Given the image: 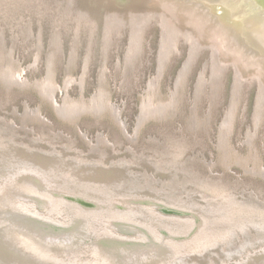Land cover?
Returning <instances> with one entry per match:
<instances>
[{"label":"bare ground","instance_id":"6f19581e","mask_svg":"<svg viewBox=\"0 0 264 264\" xmlns=\"http://www.w3.org/2000/svg\"><path fill=\"white\" fill-rule=\"evenodd\" d=\"M88 1L94 16L98 17L101 10L106 11L109 30L126 21L131 22L136 52H140L143 47L141 35L152 19L163 31L162 62L182 40L190 46L191 60L200 50L209 49L215 76L222 75L227 66L234 68L238 86L236 95L243 80H256L261 84L259 109L262 110L264 0H207L213 7H202L201 17L195 12L183 13L177 10V13L176 9L164 8L161 0ZM173 2L182 6L184 2L189 3V0ZM87 14L91 15L89 12ZM247 46L251 50L254 48L255 54H241L239 47L246 49ZM189 65L190 61L182 70L183 77H186ZM20 77L11 74L7 76L18 85H28ZM71 79L79 84L74 78ZM204 82L205 77H202L201 85ZM42 85V93L46 92L43 95L48 94L47 97L53 99L56 84L48 80ZM106 87H102L101 95L98 91L90 103L67 100L62 106L56 101L55 109L61 118L71 122H76L86 112L101 116L111 113L115 118L118 117L124 135L134 143L138 139L139 128L134 136L129 134L125 122L120 119L121 109L107 100L111 90ZM153 89L155 91L156 88ZM154 96L149 95L141 106L143 119H164L175 107L174 100L165 103ZM40 111V108L35 110L38 120L50 124ZM81 133L87 141L90 139L87 134ZM98 134L100 143L110 145L105 134ZM15 136L0 135V257L4 258L3 263L50 261L51 264L55 261L58 264H191L196 261L181 263L180 260L191 253H196L195 256L203 253L202 248H208L209 235L215 234L214 228L217 233L225 234L238 230L237 226H246L238 221L245 219L243 214L235 215L237 219L229 216L225 221L224 212L210 200L212 195L203 190L185 187L184 196L175 194L176 190L180 191L179 187L189 182L185 178L181 181L177 175L175 178L171 175L170 180L166 181L161 176L156 177L155 171L160 175L167 171L160 162L150 161L148 166L153 165L156 169L154 172H149L147 167H144L145 171L135 172L128 166L132 162L125 158L118 163L112 161L111 167L109 162L101 158L97 161L90 159L85 164L81 163L86 167L80 168L68 156L62 155L60 159L51 157L52 153L42 152L36 148L37 145H28L26 141H18ZM14 142L24 149L20 152ZM95 142L93 140L90 143L91 149L99 152L101 148L96 147ZM223 145L227 165H230L229 158L235 157L234 163L245 167L246 172L264 177L261 164L257 166L253 160L239 157L225 140ZM149 158L153 160L156 157ZM251 161L255 165L253 170ZM168 189L175 191L172 194ZM39 206H42L43 212ZM62 212L70 216L64 218ZM16 239L24 244L15 246ZM22 246H29L27 253L22 251ZM183 250H188V253L184 254ZM239 264H264V251L248 255Z\"/></svg>","mask_w":264,"mask_h":264},{"label":"rangeland","instance_id":"374dc122","mask_svg":"<svg viewBox=\"0 0 264 264\" xmlns=\"http://www.w3.org/2000/svg\"><path fill=\"white\" fill-rule=\"evenodd\" d=\"M91 11L92 6L88 0H75L74 4H67L66 0H0V80L2 81H0V135H16L14 138L18 141H26V143L28 142L27 144L31 146L37 145L36 148L40 149V151L52 153L51 157L60 159L62 155L65 157L68 156L69 159L77 163L80 168L86 167L82 164H85V162L90 159L92 161H97L101 158L105 162H109V166L111 167L113 166L114 160L118 163L125 158L132 162L128 163V166L135 172L145 171L143 170L144 167H147L149 172H154L156 169H154L153 165L151 167L148 166L150 161L160 162L164 164L163 166L167 171L163 172L162 175L155 171L156 177L161 176L163 179L165 178L166 181L170 180L171 175H173L174 178L177 175L181 181L185 178L186 181L189 182L179 187L180 191L174 190L175 194L184 196L186 193L185 187L191 189L198 188V190H203L208 195H212L210 200H213L212 202L216 203L219 209L224 212L226 217L225 221L229 216H232L233 219H237L235 215H244V220H238L246 225L244 228L237 226L238 230L225 234L217 233L214 228L215 234L209 235L210 238L207 243L208 248H202L203 253L197 256L194 255L196 253H191V255L185 256L180 262L184 261L183 263H188V260H194L196 263L192 262L191 264H239L242 263L248 255H255L258 252L264 251V181L260 180L262 178L257 177L258 175H252L253 172H246L245 167H241L239 164L236 165V163H234L235 157L229 158L230 165H227L224 160L225 150L223 148V146H225L223 145V140H225L227 145L228 142L230 143V146H232L231 150L239 157L253 160L257 166L261 164L262 168H264V118H261L260 121H262L257 125L258 120H256L255 113L258 90L256 81H248L242 88V96L235 109V128L232 134H230L233 125V120H231L233 118L232 115H234L233 113L230 115V119L227 118V123H230V127H227L229 123H225L224 127H221L227 112L232 109L230 91L233 79L230 69H227V71L225 69L223 75L219 77L215 76V69L211 56L210 62H208L206 66V68L208 67L211 69L208 70V77L205 76L206 82L201 85L200 81L197 86V92L200 93L199 97L194 94V90L191 89L192 86L190 85H188L190 90L188 88L179 90V88L185 84L184 79L186 77H183V74H181V77L179 76V82L177 83L178 91L176 94L172 93L173 95H171L170 98L169 95L171 90L168 88V91L165 90L164 94L161 95L157 88L158 83L156 85L154 82V77L157 76L158 68L157 51L159 50L161 42L156 25L152 24L150 26V38L147 36L148 39L146 43L148 46H145L144 62L141 63V59L139 63L135 64L133 69L126 70L124 68L125 54L127 51V46H125V44L128 41L125 40L128 38L129 32L125 31L123 33V39L119 42L117 41L118 46L113 50L111 49L109 58L106 53H108L110 45L113 42L112 34L122 28H130V48L126 56V64L128 66L129 64L134 65L136 59L142 55V49L140 52H136L135 50V44L133 42L134 33L131 22L126 21L123 25H118L109 30V21L106 17V23L104 25V41H106V44L104 46V61L102 66L100 46L102 40V27L100 26L101 24H98L99 15L98 17L94 16L91 14ZM87 12L93 16H89ZM105 14L107 16L106 11ZM100 19H102L103 23V15ZM79 32L80 35H78L80 39L76 40V34ZM93 32H96L95 37L96 35L97 37L93 45L94 57L91 61V51L88 53V47L91 40L90 36H93ZM41 33L43 35V50L41 49L42 53L39 61L35 62V56L37 55L36 39H38ZM79 36H77V38ZM53 37L56 41V53L61 49L63 44V50L66 56H62V54L56 56L55 49H52L48 59V51H50L49 46H51L50 43ZM141 40L143 45V33L141 35ZM163 40L162 31L161 47H163ZM38 43L40 44L41 42ZM177 45H179L182 54H185L188 48L189 52L191 51L186 41H181ZM174 49L177 50V46ZM71 50L74 51L71 55V60H67V56ZM132 51L135 52L134 55ZM87 53L88 55L86 56ZM161 53L162 48L160 56ZM209 54L211 55L210 52ZM202 55L205 56V59L207 58V54ZM85 56L83 71L85 72L87 70L88 72H85V74L82 72L84 75L82 74L83 76H78V78L74 75L72 76V73H80V67L82 66L81 60ZM174 56L175 57H173L170 63L171 66L177 65L180 61V56ZM78 57L79 61H77V65L73 66ZM118 57H120V61H123L120 64L118 62ZM47 60L49 71L46 77L45 65ZM70 61L71 67L68 65ZM189 61L191 62V59H189ZM189 61H187L185 65H187V63L189 64ZM90 62L91 67L89 66ZM161 62L162 57H160V63ZM185 67L183 70H185ZM68 68L70 69L67 71ZM55 72H57V79L55 77ZM8 74L17 76L18 78L21 76L20 79H23L24 83L28 82V85L23 87L22 85L14 83L7 78ZM66 75L67 77H65ZM171 75H169L167 87L170 85L172 90L175 91L174 85L172 84V82L174 83V79L171 80ZM71 77L78 81L79 84L82 83L80 85L81 87L87 84V93L91 95V98L87 96V94L78 97L79 88L77 85L79 84L72 81ZM98 77L99 89L97 88ZM79 79L81 80L79 81ZM218 79H220V81H218ZM48 80L56 84V93L60 91L57 97L58 99H61V97L65 95L63 96V101L58 102L56 100L62 106L67 100L70 102L84 101L90 103L96 95H101L102 87H106L108 84L106 89L109 88L108 90H111L110 95L112 97H107V100H109V103L113 104L114 107L121 109V113L125 107L122 120L124 122L126 121L125 124L129 126V130H132V123L135 121L134 116L137 117L139 109H141V111L143 110L144 100L149 97V95L154 96L155 94L154 97L157 96V100L165 103L174 100L175 107L173 111L164 118L166 121L151 122L147 126V130H145L146 134H143L140 140L138 136V139L134 141V145L128 143L127 141L133 142L124 134H121L119 129L109 120L111 116H114L111 113L107 116L94 115L97 119L103 117L96 120L88 116L93 114L86 112L83 114L86 115V117H83L82 120L83 131L75 134L71 127L60 123H54L57 126L54 132L51 128L46 127L48 123L38 120L35 110L38 108L41 110V107L39 106L36 109L35 107L38 104L39 96H37L35 92L30 91L35 90L41 96L45 97L47 101L53 102L52 99L47 97L49 96L48 94L43 95L46 94V92L42 93L41 91L42 84H45ZM209 80H211L212 87L208 85L210 83ZM65 81L67 83H65ZM64 83L69 85L65 86ZM149 83L152 89L149 88ZM12 86L28 90L19 92L12 89ZM152 86L156 88L155 91ZM64 87L69 88L63 89ZM237 87L236 80L235 89L233 91V97L236 102L239 99L236 95ZM66 89L70 91L67 92ZM96 89L98 90L96 91ZM147 91L149 94L145 93ZM92 94L94 96H92ZM159 95L163 96L165 100ZM26 98L29 99L31 106L29 103H26V109L23 110L21 103H24ZM182 103V111H179L177 115V111L180 107H178V104L180 105ZM54 104L55 103L51 106L55 109ZM195 107H197V111ZM44 113L48 118L53 120V113L47 105L44 106ZM44 113L41 112L42 115ZM31 114H33V116ZM175 115L178 116L175 120L169 118L175 117ZM1 117L3 119H1ZM47 117L44 116V118ZM143 118V113H141L139 118L140 126L142 122L155 119L153 117ZM50 119H48L50 121L48 126L53 123ZM25 121H27L29 125L24 123ZM117 124L120 126L119 122H117ZM31 126L34 127L36 131ZM138 128L139 125L137 129ZM129 130L127 131L129 132ZM81 132L87 134L90 139L87 141L83 137L84 134ZM100 132L106 135V138L110 141V145L99 142L97 135H99L98 133ZM28 134L30 136H28ZM78 134L81 135L83 139ZM129 134L131 133L129 132ZM33 138H36L38 141L36 140V142H33ZM93 140L96 141V147L101 148L99 152H93L91 149L90 143L93 142ZM86 143L89 145V148L85 146ZM14 144L19 148L20 152L24 149L19 147L17 143L14 142ZM128 147L131 148L129 149ZM43 155L48 156L46 154ZM152 156L156 158H153V160L149 158ZM254 157L256 159H254ZM253 161L250 162L252 170L255 168ZM209 166H213V168L210 169ZM233 166L240 167L248 175L241 173L242 170L239 168L233 170ZM224 167L228 168L227 170L229 171L231 170V173H224ZM240 175L244 176L242 177ZM254 176L256 178H254ZM168 191L172 194L174 192L169 189ZM196 199L204 201L201 198ZM39 210H41V212L44 211L42 206H39ZM62 214L64 218L70 216L66 212H62ZM238 224L240 225V223H237V225ZM183 251L184 254L188 253V250Z\"/></svg>","mask_w":264,"mask_h":264},{"label":"water","instance_id":"95a60500","mask_svg":"<svg viewBox=\"0 0 264 264\" xmlns=\"http://www.w3.org/2000/svg\"><path fill=\"white\" fill-rule=\"evenodd\" d=\"M67 1V4L68 3H72V4H74V1L75 0H66ZM70 1V2H69ZM162 1V3L164 4V6H162V7H164V8H173V9H176V11L177 10H179V11H182L183 13H185V12H195L199 17H201L202 15H201V13H200V9L202 8V7H205V8H210V7H213L212 5L213 4H211V3H208V1L207 0H189V3L187 2V4L184 2V4L181 6V4H177V3H174L173 2V0H161ZM184 10V11H183ZM177 13H178V11H177ZM186 13V14H187ZM102 15H103V23H102V19H100L101 17H102ZM188 15V14H187ZM192 16V15H191ZM176 17H177V15H176ZM97 20V19H96ZM105 23H106V14H105V11L103 10V11H100V13H99V20H98V24H101L100 26L102 27V34H101V38H102V40H101V42H100V46H101V57H102V66H103V61H104V46H105V44H106V41H104L105 40V37H104V35H105V30H104V25H105ZM156 25V29H158L157 30V33L159 32V36H160V41L162 42V28L160 27V25L154 20V19H152V21H151V23H149L148 24V26H146L145 28H144V32H143V48H142V55L141 56H139V58L138 59H136V61H135V63H134V65L133 64H129V66L126 64L127 62V59H126V56H127V54H128V52H129V48H130V38H131V31H130V29H129V27L127 28H122L121 30H118L117 32H114L113 34H112V40H113V42H112V44L110 45V48H109V50H108V53H106L107 54V56H109L110 55V51H111V49L113 50L115 47H117L118 46V43H117V41L119 42L121 39H123V33L125 32V31H127V32H129L128 33V38L125 40V41H128L126 44H125V46H127L126 47V54H125V60H124V64H125V66H124V68L126 69V70H131V69H133L134 68V66H135V64L136 63H139L140 62V60L142 61L141 63H143L144 62V58H145V46L147 45V43H146V41H147V36L150 38V34H149V31H150V26L151 25ZM95 33L96 32H93V36H90V38H91V40H90V44H89V50H88V53L91 51V53H90V60L92 61V59H93V45L95 44V41H96V37H97V35H96V37H95ZM80 32L79 33H77L76 34V40H79L80 39ZM55 35V34H54ZM53 35V36H54ZM42 33L41 34H39V37H38V39H36V41H37V55L35 56V62H38L39 61V59H40V57H41V53H42V50H43V45H42ZM77 36H79L78 38H77ZM75 38V37H74ZM4 41V40H3ZM93 41H94V43H93ZM38 42H41L40 44L38 43ZM161 42H160V47H159V50L157 51V63H158V68H157V76L156 77H154V82H156V85H157V83H158V85H157V88H158V91H159V93L161 94V95H163L164 94V91L165 90H167L168 91V88L171 90V92H170V95H169V97H171V95H172V93H177V91H178V88H177V83L179 82L178 80H179V76L181 75V71L184 69V67H185V64H186V62L187 61H189V59H190V52H189V48L187 49V52L185 53V54H182V52L180 51V47H179V45H177V50L176 49H172V51L170 52V54L168 55V57L164 60V62H162V63H160V51H161ZM182 42H184L183 40H182ZM56 41H55V39H54V37L52 38V41H51V43H50V45L51 46H49L50 47V51H48V54H49V56H47L48 57V59H49V57H50V55H51V52H52V49H55V53H56V51H57V47H56ZM61 43H62V39H61ZM148 46V45H147ZM75 47V46H74ZM63 44H62V47H61V49L56 53V56L57 55H61L62 54V56H66V54H64V50H63ZM77 48H78V46H77ZM77 48H76V51H77ZM42 49V50H41ZM239 50H240V53L241 54H253L254 53V48H253V50H251V48H249L248 46L246 47V49H243L242 47H239ZM74 51L73 50H71V52L69 53V55L67 56L68 58H67V60H71V55H72V53H73ZM209 49H202V51H200V53L198 54V55H196L192 60H191V62H190V65H189V68H188V71L186 72L187 74H186V78L184 79V82H185V84L183 85V86H181L180 88H179V90H181V89H184V88H188V85H190V86H192V90H194V94L197 96V97H199V95H200V93H198L197 92V86H198V84H199V82L201 81V78L202 77H205V76H207V73H208V70L210 69V68H206V66L208 65V62H210V57H211V55L209 54ZM79 53V52H78ZM88 53L86 54V56L88 55ZM202 54H207L206 56H207V58L205 59V56H203ZM255 54V53H254ZM174 55H178V56H180V61H179V63L177 64V65H175V66H171L170 65V63H171V60L173 59V57H175ZM86 56L85 57H83V59L81 60V64H82V66L80 67V73L79 74H74V73H72V76L74 75L75 77H80L81 75H82V72H83V61H84V59L86 58ZM202 56V57H201ZM243 56H246V55H243ZM251 57V56H250ZM109 58H110V56H109ZM109 58H108V62H109ZM205 59V60H204ZM77 61H79V57L76 59V62H75V64L73 65V66H76L77 65ZM118 62H119V64L121 63V62H123V61H120V57H118ZM54 63H55V59H54ZM70 63H71V61L69 62V67H71V65H70ZM22 66V65H21ZM89 66L91 67V62H90V64H89ZM102 66H101V68H102ZM175 67V68H174ZM128 68V69H127ZM174 68V69H173ZM56 69V68H55ZM70 68H68L67 69V71L69 70ZM225 69H226V71H227V69H230V71H231V75H232V79H233V81H232V85H231V91H230V94H231V96H230V101H231V103H232V105H231V107H232V109L229 111V112H227V114H226V117H225V119H224V121H223V123L221 124V127L223 126L224 127V124L227 122V118H229L230 117V115L233 113L234 115H233V118H232V120H233V125H232V128H231V132H230V134H232V132L234 131V128H235V123H236V107L238 106V102H240V98H241V94H242V88L244 87V84L245 83H248V81L247 80H243L242 81V83H241V85H240V88H239V91H238V95H237V97L239 98L238 100H237V102L235 101V99H234V97H233V91H234V89H235V83H236V80H237V74H236V72H235V70H234V68H232V67H230V66H227V67H225ZM224 69V70H225ZM211 70V69H210ZM88 72V71H87ZM90 72V71H89ZM47 73H48V60H47V62H46V65H45V75H46V77H47ZM67 73V72H66ZM223 73H224V71H223ZM69 74H70V72H69ZM172 74V75H171ZM176 74V75H175ZM89 75V74H88ZM169 75H171V77H172V79L171 80H173L174 79V83L172 82V84L174 85V89H175V91H173L172 90V88H171V86L169 85L168 87H167V81H169ZM175 75V76H174ZM223 75V74H222ZM98 76H99V74H98ZM55 77H56V79H57V72H55ZM65 77H67V75L65 76ZM108 77H109V71H108ZM208 77V76H207ZM222 77V76H221ZM206 80V79H205ZM1 81V80H0ZM99 77L97 78V88L99 87L98 86V84H99ZM153 81V80H152ZM203 81V80H202ZM218 81H220V79H218ZM251 81V80H250ZM252 81H256V80H252ZM2 82V81H1ZM209 84L208 85H211V80H209ZM151 83V82H150ZM150 83H149V88H150ZM2 84H4V83H2ZM5 86H7L6 84H4ZM64 85H65V83H64ZM256 85H257V101H256V113H255V115H256V120H258V124L257 125H259L260 124V122L262 121H260V119L261 118H264L263 117V115H264V103H263V107H262V110H260L259 109V91H260V89L262 88V86L260 87V85L261 84H259L257 81H256ZM205 86V85H204ZM203 86V87H204ZM9 87V86H8ZM13 87V86H12ZM77 87L79 88V95H78V97H80V95H85V94H87V96H91V95H88V93H87V84H84V86L83 87H81L80 85H77ZM211 87H212V85H211ZM167 88V89H166ZM260 88V89H259ZM12 89H15V90H17V91H19V92H24V91H27L26 89H21V88H19V87H13ZM99 89V88H98ZM98 89H96V90H98ZM151 89V88H150ZM189 89V88H188ZM213 89V88H212ZM190 90V89H189ZM30 91H33V92H35L36 94H37V96H39L38 98H39V100H38V104H37V106L35 107V108H38L39 106L41 107V112L42 113H44V106L45 105H47V107H49L50 109H51V111H52V113H53V116H54V118H53V120L52 119H50V118H48L47 117V115H45V113L43 114L45 117H47L48 119H50L53 123H52V125H49L48 126V124L46 125V127H48V128H51V130H53L54 132H55V130L57 129V126L54 124V123H60V124H64V125H67V126H69V127H71L72 129H73V131H74V133L76 134V133H78V132H80V131H83V126H82V120H83V117H86V115H81L78 119H77V121L76 122H71V121H68V120H65V119H63V118H61L60 117V115H58L57 114V112L55 111V109L51 106V105H53V103L54 102H56V100L58 101V102H61V101H63V96L61 97V99H58L57 97H58V92L56 93V94H54L53 95V99H52V101L53 102H49V101H47L43 96H41L37 91H35V90H30ZM62 94V93H61ZM93 95V94H92ZM196 97V98H197ZM26 101L24 102V103H21V106H22V109L24 110V109H26L25 107V104L26 103H29V99H25ZM112 100V99H111ZM183 103H184V101H183ZM183 103L182 104H178V107L180 106L181 107V109H180V107H179V109H178V111H177V115H178V112L179 111H182V106L181 105H183ZM29 105H30V103H29ZM31 106V105H30ZM124 109H125V107H124ZM124 109L122 110V113H121V116H120V119H122V117H123V111H124ZM195 109H196V111H197V107H195ZM233 110H234V112H233ZM195 111V110H194ZM195 111V112H196ZM177 115H175V117H169V118H171L172 120L174 119H176V117H178ZM89 117H92V118H95L96 120H99V119H101V118H103V117H100V118H96V117H94V115H88ZM140 116H141V109H139V112H138V115H137V117L136 116H134L135 117V121H133V128H132V130H129V126H127L126 125V127H127V130H129V132L131 133V134H135V131H136V129H137V127H138V125H139V131H138V134H139V140H140V137L141 136H143V134H146V131L145 130H147V126L151 123V122H162V121H166V119H161V120H156V119H150V121H146V122H142L141 123V126H140V122H139V118H140ZM257 116H259V118H257ZM168 119V118H167ZM109 120L119 129V131H120V133L121 134H124V132H123V130H122V128L117 124V122H119V120H118V117L117 118H115V116L114 117H110L109 118ZM209 121H210V118H209ZM212 121V120H211ZM24 123H27V121H25ZM125 123H126V121H125ZM28 124V123H27ZM24 125V124H23ZM29 125V124H28ZM32 127V126H31ZM229 127H230V123H229ZM35 131H36V129L34 128V127H32ZM98 129H100V128H98ZM61 131H63V130H61ZM64 132V131H63ZM86 132V131H85ZM104 132V131H103ZM88 134H90V133H88ZM79 135V134H78ZM80 137H81V135H79ZM146 137V136H145ZM82 138V137H81ZM143 138V137H142ZM141 138V139H142ZM83 139V138H82ZM128 143H130V144H133L134 145V143H131V142H129V141H127ZM85 146L86 147H88L89 148V145L86 143L85 144ZM235 168H239V169H241L240 167H238V166H233V170L235 169ZM224 169H225V172L224 173H226V172H229V173H231L229 170H227L225 167H224ZM242 170V172L241 173H243L244 175H248L247 173H245V171L243 170V169H241ZM244 175H240V176H244ZM253 175V174H252ZM256 176V175H255ZM254 176V178H256ZM257 177H259V178H262V179H260V180H262V181H264V177L263 176H257ZM24 243L20 240V239H16V241H15V246L17 245V246H20V245H23ZM21 249H22V251L24 252V253H27L28 252V249H29V246L28 247H26V246H22V247H20ZM3 259L4 258H1L0 257V264H7V263H3ZM49 262L50 261H47L46 263L45 262H43V263H39V262H31V261H29V264H49ZM51 264H58L57 262H55V261H52V263Z\"/></svg>","mask_w":264,"mask_h":264}]
</instances>
